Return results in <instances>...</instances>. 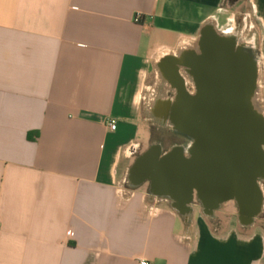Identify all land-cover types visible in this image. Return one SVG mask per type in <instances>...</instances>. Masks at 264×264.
Masks as SVG:
<instances>
[{
  "label": "crops",
  "instance_id": "obj_1",
  "mask_svg": "<svg viewBox=\"0 0 264 264\" xmlns=\"http://www.w3.org/2000/svg\"><path fill=\"white\" fill-rule=\"evenodd\" d=\"M234 5L0 0V264H264V215L244 218L234 198L186 215L129 181L158 62L206 25L242 17L264 103V0Z\"/></svg>",
  "mask_w": 264,
  "mask_h": 264
},
{
  "label": "flooded vegetation",
  "instance_id": "obj_2",
  "mask_svg": "<svg viewBox=\"0 0 264 264\" xmlns=\"http://www.w3.org/2000/svg\"><path fill=\"white\" fill-rule=\"evenodd\" d=\"M244 33L243 27L218 32L208 25L194 45L183 46L180 54L158 62L159 85L148 103L153 129L150 152L138 169L130 170L129 181L151 177L143 182L149 184L150 193L169 199L186 215L196 204L212 214L216 199L234 195L244 218L264 215V158L259 142L255 138L233 142L231 128L222 136L214 120L222 119L215 116L217 105L228 111L233 104L247 102L231 99L227 71L222 67L232 46L260 60L253 39ZM259 90L258 85L250 99L264 111ZM131 149L137 153L141 146L134 144ZM217 178L226 184L219 193L213 188ZM232 181L241 186L240 192L231 189ZM191 186L196 188L192 200Z\"/></svg>",
  "mask_w": 264,
  "mask_h": 264
},
{
  "label": "water",
  "instance_id": "obj_3",
  "mask_svg": "<svg viewBox=\"0 0 264 264\" xmlns=\"http://www.w3.org/2000/svg\"><path fill=\"white\" fill-rule=\"evenodd\" d=\"M207 26L208 25L203 27L200 35L204 34V30ZM222 67L227 71L228 84L231 86V99L234 101L237 100V98H244L247 102L244 105L233 104L228 111L224 106L217 105L215 116L221 117L222 119H214L216 121V132L224 136L225 132L229 131L228 128H231L230 131L233 134V142L239 140H248V142H251L254 140L253 138H255V140L259 142L260 150L264 158V111H259L252 104L250 99L253 92L258 89L262 71L261 61L256 60L248 51L241 48L238 50V48L232 46L228 58ZM236 116L242 118L235 119ZM226 117L232 119H226ZM149 152L150 150H147L140 155L130 170L138 169L139 166L144 163ZM147 180H151V177L145 175L140 182H145ZM225 186V182L219 178H217L213 184L216 193L224 190ZM195 189V186L190 187V200L193 199ZM231 189L235 192H240L241 186L235 181H232ZM232 198H235V195L223 199L221 197L216 199L212 212L219 208L224 201Z\"/></svg>",
  "mask_w": 264,
  "mask_h": 264
},
{
  "label": "rangeland",
  "instance_id": "obj_4",
  "mask_svg": "<svg viewBox=\"0 0 264 264\" xmlns=\"http://www.w3.org/2000/svg\"><path fill=\"white\" fill-rule=\"evenodd\" d=\"M244 1V0H243ZM241 2V0L239 2H237L234 6H239V3ZM236 24L238 25L237 27H242L243 26V21H242V17L238 18ZM245 34V33H244ZM245 36V35H244ZM264 79V78H263ZM261 89V87H260ZM260 93H261V90H259ZM262 95V94H261ZM143 120H146L147 123L143 124V125H139V130H138V134H137V138H138V141L141 143L142 145V148H141V151L142 153H145L149 147H150V142H151V139H152V136H153V129H152V124L150 122V119L149 117H144ZM137 160V157L134 159L133 161V164L134 162ZM149 185L146 184L145 186H143V189H147ZM228 204H225L224 206H222L218 212H217V217L219 218H223L224 217V213H223V210L228 208ZM222 209V210H221ZM200 211V210H198ZM231 217V216H229Z\"/></svg>",
  "mask_w": 264,
  "mask_h": 264
},
{
  "label": "built area",
  "instance_id": "obj_5",
  "mask_svg": "<svg viewBox=\"0 0 264 264\" xmlns=\"http://www.w3.org/2000/svg\"><path fill=\"white\" fill-rule=\"evenodd\" d=\"M142 19H143V14L141 12L136 13L135 21L141 22ZM107 124L111 130H116L117 125H118V121L116 119L112 118V119L108 120ZM140 264H150V262L147 259H140Z\"/></svg>",
  "mask_w": 264,
  "mask_h": 264
},
{
  "label": "trees",
  "instance_id": "obj_6",
  "mask_svg": "<svg viewBox=\"0 0 264 264\" xmlns=\"http://www.w3.org/2000/svg\"><path fill=\"white\" fill-rule=\"evenodd\" d=\"M240 0H226V5H233L239 2Z\"/></svg>",
  "mask_w": 264,
  "mask_h": 264
}]
</instances>
